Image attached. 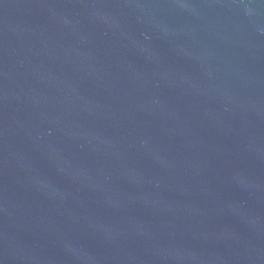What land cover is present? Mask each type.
<instances>
[{
    "label": "water",
    "instance_id": "1",
    "mask_svg": "<svg viewBox=\"0 0 264 264\" xmlns=\"http://www.w3.org/2000/svg\"><path fill=\"white\" fill-rule=\"evenodd\" d=\"M0 264H264V0H0Z\"/></svg>",
    "mask_w": 264,
    "mask_h": 264
}]
</instances>
